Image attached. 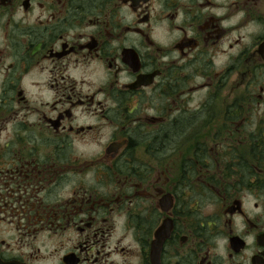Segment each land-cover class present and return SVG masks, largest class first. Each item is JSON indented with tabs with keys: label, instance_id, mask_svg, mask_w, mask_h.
I'll list each match as a JSON object with an SVG mask.
<instances>
[{
	"label": "flooded vegetation",
	"instance_id": "flooded-vegetation-1",
	"mask_svg": "<svg viewBox=\"0 0 264 264\" xmlns=\"http://www.w3.org/2000/svg\"><path fill=\"white\" fill-rule=\"evenodd\" d=\"M0 264H264V0H0Z\"/></svg>",
	"mask_w": 264,
	"mask_h": 264
}]
</instances>
